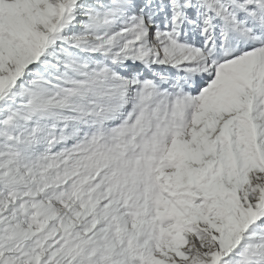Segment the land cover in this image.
Here are the masks:
<instances>
[{
    "label": "snow or ice",
    "instance_id": "obj_1",
    "mask_svg": "<svg viewBox=\"0 0 264 264\" xmlns=\"http://www.w3.org/2000/svg\"><path fill=\"white\" fill-rule=\"evenodd\" d=\"M0 264H264V0H0Z\"/></svg>",
    "mask_w": 264,
    "mask_h": 264
}]
</instances>
